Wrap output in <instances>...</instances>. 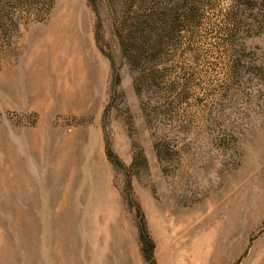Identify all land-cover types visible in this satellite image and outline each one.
I'll return each mask as SVG.
<instances>
[{
	"label": "rangeland",
	"instance_id": "rangeland-1",
	"mask_svg": "<svg viewBox=\"0 0 264 264\" xmlns=\"http://www.w3.org/2000/svg\"><path fill=\"white\" fill-rule=\"evenodd\" d=\"M0 264H264V0H0Z\"/></svg>",
	"mask_w": 264,
	"mask_h": 264
}]
</instances>
